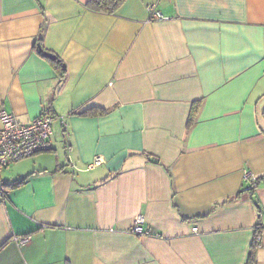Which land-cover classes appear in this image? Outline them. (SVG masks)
<instances>
[{"label": "crops", "instance_id": "0c3cea01", "mask_svg": "<svg viewBox=\"0 0 264 264\" xmlns=\"http://www.w3.org/2000/svg\"><path fill=\"white\" fill-rule=\"evenodd\" d=\"M1 110L55 120L52 151L0 170L32 174L0 199V264H246L264 225V183L246 191L264 176V0H127L115 15L0 0ZM261 243L257 264L264 229Z\"/></svg>", "mask_w": 264, "mask_h": 264}, {"label": "built area", "instance_id": "2783aa9c", "mask_svg": "<svg viewBox=\"0 0 264 264\" xmlns=\"http://www.w3.org/2000/svg\"><path fill=\"white\" fill-rule=\"evenodd\" d=\"M150 21L163 20V15L156 10L155 6H149ZM54 118L44 114L29 124H23L17 117L5 110L0 111V170L9 167L22 159L32 157L52 148L51 137L53 134ZM101 164V159L96 158L92 166ZM247 180L256 181V177L248 174ZM251 185V184H250ZM145 220L138 217L134 222L133 232L142 235V226ZM26 237H19V244L28 243Z\"/></svg>", "mask_w": 264, "mask_h": 264}, {"label": "trees", "instance_id": "16d2710c", "mask_svg": "<svg viewBox=\"0 0 264 264\" xmlns=\"http://www.w3.org/2000/svg\"><path fill=\"white\" fill-rule=\"evenodd\" d=\"M126 1L127 0H86V7L88 9H90L91 11H94V12H97L100 14L115 15L120 10V8L125 4ZM41 37H42V34H41ZM41 37H40L39 41H41ZM38 50L45 57H46V54H50V53L46 52L42 46H39ZM52 61H53V64L56 66V68L59 71L60 79H61L60 84H62L66 78V68H65L62 60H60L59 58L55 57V60H52ZM195 110H196V106H194L192 109V116H191L190 121H189L190 125L193 122V115L195 113ZM103 113H106V110H103L100 108H92V109L86 110L85 112H82L83 115H96V114H103ZM52 149H53V147L51 148L50 151H52ZM50 151L42 152V153H48ZM42 153H39V154H42ZM153 161H154V163L159 164V161L157 158L153 159ZM31 175L32 174H29L25 178H23L21 180H17L15 182H11V183H9V182L3 183L2 182V183H0V199L7 194V191L9 189L13 190V189H18V188L22 187L27 182V180L31 177ZM262 183H264V176L257 177L255 182L250 183L251 185L249 186V188H247L246 191L250 192V194H253V193H255L257 188ZM244 192H240V194H238V196L236 198H234L233 200L238 199L240 197V195L243 194ZM254 205L256 207V211L258 213V216L261 217V214L263 213L262 208L260 207L259 203L256 201H254ZM260 217H259V219H260ZM263 229H264V225L259 220L255 226L252 246H251V250H250L249 257H248L246 264H257V252L260 249V247L262 246L261 237H262Z\"/></svg>", "mask_w": 264, "mask_h": 264}, {"label": "rangeland", "instance_id": "374dc122", "mask_svg": "<svg viewBox=\"0 0 264 264\" xmlns=\"http://www.w3.org/2000/svg\"><path fill=\"white\" fill-rule=\"evenodd\" d=\"M40 154H37V155H34V156H32V157H29V158H25V159H22V160H20V161H18V162H16V163H13L12 165H11V168H14V167H22V166H25L26 164H30V163H32V162H34L35 161V159L37 158V156H39ZM2 175H3V173H2Z\"/></svg>", "mask_w": 264, "mask_h": 264}, {"label": "water", "instance_id": "95a60500", "mask_svg": "<svg viewBox=\"0 0 264 264\" xmlns=\"http://www.w3.org/2000/svg\"><path fill=\"white\" fill-rule=\"evenodd\" d=\"M46 57H48L51 60H55V56L52 54H46Z\"/></svg>", "mask_w": 264, "mask_h": 264}, {"label": "bare ground", "instance_id": "6f19581e", "mask_svg": "<svg viewBox=\"0 0 264 264\" xmlns=\"http://www.w3.org/2000/svg\"><path fill=\"white\" fill-rule=\"evenodd\" d=\"M263 257H262V263L264 264V255H262Z\"/></svg>", "mask_w": 264, "mask_h": 264}]
</instances>
